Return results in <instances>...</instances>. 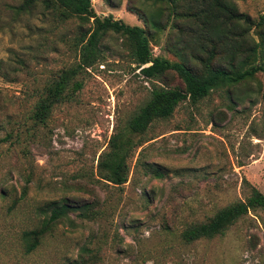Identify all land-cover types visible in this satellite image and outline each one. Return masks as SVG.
I'll return each instance as SVG.
<instances>
[{"label":"rangeland","instance_id":"374dc122","mask_svg":"<svg viewBox=\"0 0 264 264\" xmlns=\"http://www.w3.org/2000/svg\"><path fill=\"white\" fill-rule=\"evenodd\" d=\"M21 1L0 0V264H74L79 256L84 264H264L262 210L212 239L179 237L187 225L244 200L242 180L264 196V73L211 91L195 105L181 102L169 119L154 121L146 133L152 139L134 150L126 182L115 187L94 175L98 154L153 86L180 82L173 73L142 78L124 39L107 33L96 61L69 81L68 99L34 123L31 111L44 86L77 65L88 23L59 20L39 3L16 13ZM126 2L111 8L90 0L100 18L141 26ZM232 2L253 24L264 20V0ZM166 34L150 41V49L175 60L163 48ZM248 34L264 40L256 26ZM74 81L81 86L70 92ZM61 198L87 202L91 213L68 214L23 254L20 232L37 225L45 202Z\"/></svg>","mask_w":264,"mask_h":264},{"label":"trees","instance_id":"16d2710c","mask_svg":"<svg viewBox=\"0 0 264 264\" xmlns=\"http://www.w3.org/2000/svg\"><path fill=\"white\" fill-rule=\"evenodd\" d=\"M111 8L120 0H105ZM39 3L44 11L54 13L59 20L71 18L88 23L78 40L79 61L73 68L61 70L46 84L35 101L30 119L43 123L53 106L68 99L64 91L78 68L90 67L98 58V44L107 34L124 39L129 57L140 76L147 80L162 79L173 73L180 86L152 87L147 100L109 137L98 154L94 175L112 186L123 185L128 176L127 160L134 150L150 141L146 133L154 121L167 120L181 102L195 105L211 91L242 84L256 73H264V40L254 42L248 32L251 26L264 31V20L253 24L239 13L232 0H130L125 9L141 26L127 25L111 15L97 16L90 0H22L16 13L30 12ZM166 31L165 50L175 58L153 56L150 41H156ZM262 33V32H260ZM74 81L70 92L78 90ZM244 200L229 203L202 222L187 225L179 237L183 243L221 236L249 211H264V196L245 180ZM41 216L33 229L22 230L18 241L23 254L32 253L41 240L68 214L84 218L91 213L87 202L61 198L45 202ZM79 256L74 264H84Z\"/></svg>","mask_w":264,"mask_h":264}]
</instances>
